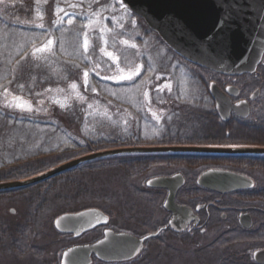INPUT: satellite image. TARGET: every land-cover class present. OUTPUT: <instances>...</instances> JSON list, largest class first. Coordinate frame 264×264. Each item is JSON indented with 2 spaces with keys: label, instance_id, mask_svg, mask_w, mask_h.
<instances>
[{
  "label": "rangeland",
  "instance_id": "1",
  "mask_svg": "<svg viewBox=\"0 0 264 264\" xmlns=\"http://www.w3.org/2000/svg\"><path fill=\"white\" fill-rule=\"evenodd\" d=\"M29 1L28 7V0H0V108L4 112L34 116L39 121L34 124V128L24 130L22 128L27 127L18 126L8 130L3 144L10 151L0 155V163L2 160L10 162L31 157L36 155L37 150L47 152L56 147L61 136L59 132L51 131L53 128L45 126L44 123L48 121L54 125H62L57 121V117L65 116L68 110L76 106L87 116L96 115L98 112L115 121L114 125L102 128L101 131L97 128L98 121L93 120L88 124L81 122L80 125H83L86 133L98 130L99 134L108 138L111 134L123 137L124 129L127 128L134 140L139 130L144 137L154 138L155 130L160 131L168 122L171 123L174 108L179 100L176 97L178 92L194 98L193 95L198 91L197 76L202 74L200 76L205 77L208 82L217 76L210 72L197 74V67L175 57L168 46L157 42L154 34L146 35V22L137 20L136 16L129 13L121 0ZM9 23H12L13 28H8ZM72 30L73 32H70ZM53 32H58V35L55 36ZM71 33H75V37ZM24 48L29 51L21 59L22 63L16 64L12 72L8 73L3 54L4 57L5 53L8 54L11 60ZM23 64H41V67L50 70L51 74L43 80L32 79L31 82L25 83L17 77L19 72L14 75L15 70ZM145 71L147 74L144 80L133 83ZM93 73L104 79L101 86L105 94H100L91 82ZM10 74L12 75L9 78ZM132 102L134 103L128 107ZM65 121L63 124L67 126L69 120ZM9 125H13L12 121ZM71 127L69 134H82L78 124ZM11 130H14V136H18L19 132L21 135L23 133V138L16 143L14 140L9 141L14 137L10 134L13 133ZM147 145L151 146V143ZM194 166L191 167L196 169ZM178 169L166 166L152 167L148 173L136 179L135 183L143 186L146 180L155 175ZM40 172L28 173L12 180H22ZM112 172L115 174L113 169L103 170L101 183L108 182L111 187H121L119 181L117 184L116 179L111 180L109 174ZM35 184L37 183L30 185ZM27 186L10 191L3 190L8 192L0 191V218L4 221L19 223L24 219L22 214L25 201L28 200L24 197L28 194L27 189L23 188ZM48 187L51 188L49 184ZM140 202L143 203L141 200ZM145 206L144 213L149 212L151 204L146 203ZM12 208L15 212H10ZM108 212L114 229L119 230L125 226L131 231H139L140 226L125 224L122 221V217L127 218L128 210H121L120 213L112 210ZM59 214L61 212L55 213L56 216ZM142 215L139 217L142 218ZM156 218L158 223L163 221L159 212H156ZM49 221L45 219L42 227L34 226L35 228L30 229L26 235L28 244L40 250L41 260L37 258L40 256L31 251L17 257L0 250V264H38L40 261L41 264H59L61 251L67 245L89 240L98 233L94 231L76 241L64 234L57 235L51 226L52 221ZM192 240L193 243H190L186 238L183 240L173 236L169 243L149 241L146 252L139 259L124 264H224L222 258L232 257V245L228 252L217 248L201 250L203 243H200L197 237ZM236 248L234 247V250L237 253ZM216 251H220L219 254H216Z\"/></svg>",
  "mask_w": 264,
  "mask_h": 264
},
{
  "label": "flooded vegetation",
  "instance_id": "2",
  "mask_svg": "<svg viewBox=\"0 0 264 264\" xmlns=\"http://www.w3.org/2000/svg\"><path fill=\"white\" fill-rule=\"evenodd\" d=\"M215 75L217 76L209 82L202 76H197L198 91L191 99L192 102L198 103L194 106L197 111L196 121L192 124L168 122L160 131H154V138L150 137L151 145L264 148V87H259L257 75L231 76L221 73ZM210 82H214L222 92L221 109L226 118L219 113L217 99L210 92ZM156 155L163 162L152 167L166 166L179 169L146 180L143 186L151 190L150 200L154 204L151 205L149 212L145 211L143 215L131 217L127 208L121 209L129 211L127 218H121L122 221L125 224H136L141 229L138 227V232L131 231L125 226L119 230L114 229L110 213L101 208V212L107 216V222L75 236L73 232L59 231L54 225L60 214L55 215L54 218L53 215L50 221L57 235L64 234L77 241L87 234L98 231L94 238L67 245L60 256L67 248L79 244H93L104 236L105 230H112L114 233H127L138 238L157 232L155 237L143 242L141 250L133 259L126 260L122 264L139 259L146 252L149 241L169 243L173 236L183 240L186 238L190 243H193L192 239L197 237L200 243H203L201 250L217 248L228 252L232 245V257L222 258L224 264H263L255 259V253L264 251V153L165 152ZM194 165L196 169L191 167ZM175 175L182 178L180 185H147L152 178ZM232 175L238 178L234 187H232ZM38 186L35 184L23 188L27 189L28 194L24 195V199H29L32 190L39 188ZM171 190L174 192L173 195L170 193ZM169 197L171 204L168 206L166 202ZM28 203V200L25 201L22 214L24 219L21 222L9 223L0 218V224L14 226L15 240L23 239L19 233L25 231L26 224L30 222L28 216L34 213L28 208ZM155 211L162 214V222H157ZM10 212L15 210L12 208ZM140 215L142 218L139 217ZM234 245H238L237 253ZM60 261L61 257L59 264ZM90 264H109V262L102 261L92 254Z\"/></svg>",
  "mask_w": 264,
  "mask_h": 264
},
{
  "label": "water",
  "instance_id": "3",
  "mask_svg": "<svg viewBox=\"0 0 264 264\" xmlns=\"http://www.w3.org/2000/svg\"><path fill=\"white\" fill-rule=\"evenodd\" d=\"M122 3L141 16L175 52L209 70L238 75L254 72L261 61L264 53V0H122ZM210 92L217 99L219 113L226 118L221 109L222 92L214 82H210ZM160 152L264 153V148L119 146L88 152L22 180L0 182V191L38 184L91 160ZM237 180L232 175V187ZM181 183L182 178L175 175L152 178L147 185L174 186ZM170 193L173 195V190ZM168 199L166 205L169 206L171 197ZM105 222L107 216L100 209L87 208L61 214L54 226L61 232H73L79 236ZM103 234L93 244H79L64 250L60 264H90L92 254L106 262L131 260L141 250L143 242L155 237L157 232L140 238L112 230H105ZM255 259L264 264V251L255 253Z\"/></svg>",
  "mask_w": 264,
  "mask_h": 264
},
{
  "label": "trees",
  "instance_id": "4",
  "mask_svg": "<svg viewBox=\"0 0 264 264\" xmlns=\"http://www.w3.org/2000/svg\"><path fill=\"white\" fill-rule=\"evenodd\" d=\"M27 5L28 7L30 6L29 0ZM129 13H131V11ZM131 14L133 16H136L137 20L144 22L141 17L135 15L134 13ZM9 25V29L13 28L12 23H9ZM4 26L6 27V25ZM145 26L146 35L154 34V37L157 39L158 43L163 44L165 47L167 46L155 31L149 28L148 25L145 24ZM39 32L41 35V31ZM70 32H73V30ZM53 33L55 36L58 35V32ZM71 35L75 37V33H71ZM28 51V48L22 49L18 54L11 58V60L7 56L8 54L5 53V57L3 54L2 58L5 59L4 63L8 73L12 72L11 70L15 68L14 66L16 64L22 63L21 59ZM170 51L179 60L185 62L186 64L188 63L191 66L197 67V74H199V72H210L215 74V72L209 71L201 65L189 62L184 57L176 54L173 50L170 49ZM262 58L263 59L259 63L258 68H256L257 71L251 74L257 75V83H259V87H264V56ZM2 63L3 62H1V65ZM147 63L148 62H146V64ZM81 64L86 65L84 63ZM41 66L43 65L23 64L20 68L15 70L16 72L14 73V75L19 72L17 74V77L25 83L31 82L32 79L37 80L42 78L43 80L47 75H50L51 72H49L50 70L47 71ZM146 74L147 71H145L143 74H140L139 78L137 79L138 82L133 81V83L142 82ZM11 75L12 74L9 75V78ZM101 81H104V79L99 75L95 73L91 75V82H93L97 91L100 94H105L104 89L101 86ZM176 97L179 98V100L176 104V109H174V114H172V121L189 122L192 124V122L196 121L195 113L197 111L194 106L198 105V103L194 101L192 102V97L189 94H180L178 92L176 94ZM133 103L134 102L130 103L128 107ZM186 106L188 108H186ZM63 117L66 118L65 120H69L67 126L64 125L66 121L63 119ZM93 120L98 121L97 128L99 129V131H101L102 128L110 127L114 125L113 123H115V121L106 118L98 112H96V115L92 114V116H87L86 113H82L80 108H78L77 106L76 108L74 107L73 109L68 110L65 116L59 115L57 117V121H59L62 125H60L59 123L54 125L52 124V122L48 121L45 122V126L53 128L50 129L51 131L59 132L61 136V140L58 141L59 144L53 149L48 150L47 152L46 150L42 149L37 150L35 152L36 155H33L31 157L22 159L20 158L16 159V161L13 160L10 162L2 160L0 163V181L17 179L19 177L27 175L28 173L43 171L64 161H68L71 158L88 153V151L91 152L99 149L124 145H144L152 141L150 140V138L144 137L140 130L139 134L137 132V137H135L134 140L132 138L133 136L130 134L127 128L124 129L125 133L123 137L117 134H111L108 138V136L105 137L102 134H99L98 130L90 133L84 132L83 125H80V123L85 121L86 124H88V122H91ZM10 121H12L13 125H9ZM37 121H39L37 117L29 116L27 114H18L16 112H4L0 108V155H5V152L10 151V149H7L5 144H3V139H5L7 135L6 133H8L9 129H16L18 128V126L27 127L22 128L24 130L34 128V124L38 123ZM73 124L76 126L78 124L80 128L79 130L82 131H80L82 134H79L78 136L69 134L71 132L70 129L72 128L71 126ZM13 131L14 130H11V132ZM10 134L14 136V132ZM15 136L17 137L16 139ZM15 136L12 137L9 141L14 140V143L20 141L23 138V133L21 135L19 132L18 136L16 134ZM161 162H163V160L158 158L156 154H126L112 156L110 158L105 157L83 163L77 167L62 172V174H59L58 176H55L38 184L39 188L32 190V195L28 199V208L30 210H33L34 213L29 214L28 221L30 220V222L28 223V225H26L25 231L22 234L19 233V236H22L23 239L21 240L20 238H18L17 240H15V238H13V235H15L16 231L14 226L4 223L0 224L1 252L4 251L9 255L13 254L14 256L21 257L25 255L26 252L31 251L37 256H40L37 258L41 260L42 254L40 250L38 248L35 249V247H32V245L28 244L26 235L30 229L35 228L34 226H41L45 219L50 220V218L55 215V213L78 211L90 207H99L104 210H112L113 212H117L118 210L121 211V209L127 208L131 213V217H133L134 215H138L141 210H143L144 212L146 203H150L151 205L153 204V202H151L150 200L152 196L150 194L151 190L145 188L142 185L136 184L135 180L148 173L149 168H152L153 165L160 164ZM106 168H110L115 171V174L113 172L112 174H108L111 175V180L114 178L116 179V183L119 181L121 187L114 188L111 187L108 182L106 184L101 183L100 176L104 175L103 170H105ZM55 183H57V185ZM48 184L51 186V188L48 187ZM43 186H46V189L43 188ZM108 186H110L111 188ZM140 200L143 203H141ZM54 210H57V212H55ZM143 212H141V214ZM5 226H7V228H5ZM220 251H216L215 253L219 254ZM38 264H41V261Z\"/></svg>",
  "mask_w": 264,
  "mask_h": 264
}]
</instances>
